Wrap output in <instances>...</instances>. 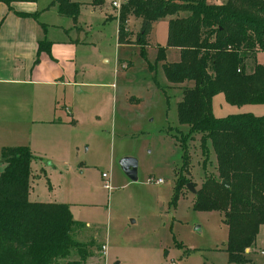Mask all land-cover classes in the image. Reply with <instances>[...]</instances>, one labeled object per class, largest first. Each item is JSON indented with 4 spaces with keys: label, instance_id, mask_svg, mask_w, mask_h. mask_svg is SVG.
Instances as JSON below:
<instances>
[{
    "label": "rangeland",
    "instance_id": "rangeland-1",
    "mask_svg": "<svg viewBox=\"0 0 264 264\" xmlns=\"http://www.w3.org/2000/svg\"><path fill=\"white\" fill-rule=\"evenodd\" d=\"M50 1L36 0L44 6ZM74 2L78 5L75 19L57 14L55 6L44 13L47 29L39 24L43 42L76 38L85 42L75 50L79 70L74 81L79 91L72 82L57 84V78L56 84L40 87L49 95L51 107H56L55 113L75 119L63 144L64 169L58 172L55 167L47 173L48 183L41 179L32 185L37 197L62 198L71 204L70 215L78 225L71 229L68 255L60 260L80 257V264H229L223 250L227 227L220 213L193 210V194L184 185L173 199L179 176H185L197 189L206 175H215V158L207 141V151L201 148L200 133L182 141L176 131L184 133L186 129L176 116L180 90L177 85L169 86L163 74L165 62L177 61L176 51L161 45L164 58L156 59L161 46L155 41H163V23H157L143 43L135 44L131 31L138 25L129 18L125 38L130 42L120 45L116 20L105 19L116 11L111 0ZM44 52L56 62L48 50ZM257 55L263 62L264 47ZM62 65L56 62V66ZM211 108L216 117L264 113V103L231 105L221 93L212 97ZM12 126L0 118V150L6 146L4 137L14 131ZM14 133L27 142V128ZM183 153L188 156L185 167ZM124 156L136 160L135 180L127 178L118 164ZM156 178L162 182L150 181ZM105 183L107 187H103ZM101 244L106 248L103 255L98 252ZM261 250L264 252V223L258 226L247 257L264 264Z\"/></svg>",
    "mask_w": 264,
    "mask_h": 264
},
{
    "label": "trees",
    "instance_id": "trees-1",
    "mask_svg": "<svg viewBox=\"0 0 264 264\" xmlns=\"http://www.w3.org/2000/svg\"><path fill=\"white\" fill-rule=\"evenodd\" d=\"M22 1L35 0H0L8 9L11 2ZM49 5L60 15H77L72 0ZM129 15L139 22L135 44L146 40L155 20L168 18L164 44L178 48V60L165 62L163 74L169 86L179 87L177 122L186 126L184 133L176 131L182 141L200 133L201 148L207 151V141L214 154L215 175H206L192 193L191 208L220 213L229 264H259L244 250L264 223V113L216 117L211 99L221 93L231 105L264 103V62L256 60L264 47V0H126L117 11L118 43L126 41ZM48 47V41L38 40L37 52ZM163 54L158 47L156 59ZM32 158L26 145L0 150V264H80V257L60 260L68 255L71 229L78 225L68 205L27 199ZM187 158L183 153V167ZM188 181L176 179L173 199Z\"/></svg>",
    "mask_w": 264,
    "mask_h": 264
},
{
    "label": "crops",
    "instance_id": "crops-1",
    "mask_svg": "<svg viewBox=\"0 0 264 264\" xmlns=\"http://www.w3.org/2000/svg\"><path fill=\"white\" fill-rule=\"evenodd\" d=\"M91 1L92 4L98 3V0ZM212 1L219 3L221 0ZM49 4L50 2L46 6L38 5L36 0L11 2L9 6L12 10H10L4 3L0 2V118L10 122L14 128L9 136L4 137L6 140L4 145H26L33 155L30 162L27 199L29 201L65 203L70 209L71 204L62 198L37 197L32 194V185L36 184L37 180L45 179V182L48 183V171L54 170L55 167L58 168V172L62 168L64 169L65 163L61 159L65 151L64 145L69 129L75 123L73 117L69 119L55 113L54 109L56 107H51L49 95H45L43 88L40 87L54 85L56 82L65 86L66 83L72 82L74 89L79 91V88L75 87L78 83L74 81V76L79 70L76 69L75 50L78 45H84L83 43H85L78 38L66 41L48 39L47 41L50 43L48 47L49 55L53 56V60H56V62L64 63L62 66H56V62L50 60L47 52H37V42L42 40L39 35V24L47 29L49 23H47L44 13L48 8L55 7V5ZM13 11L26 15L19 16ZM56 13L59 14L57 9ZM41 17H44V19H41L42 21H40ZM109 18H114L117 23V12L105 16V19ZM129 18H133L139 27L138 19L129 15L126 21ZM162 19L164 22H161ZM167 19V17H162L155 20L150 31V33H154L157 23H163L161 26L165 32L163 41H155L160 46L165 43ZM53 26L60 28L59 25ZM62 30L65 31V29ZM125 31H128L127 27H125ZM137 31L138 28L131 31V34L135 35ZM125 40L124 43L117 42V44L123 45L130 42L129 39L125 38ZM170 48L175 49L178 58V48ZM257 56L256 53V60ZM257 62L262 63L258 60ZM56 78L60 80L55 82ZM69 78L72 81H67ZM66 113L71 115L69 111H66ZM19 128H27V134L29 135L27 142L24 141L22 135L17 137V134L14 133ZM42 150H45V153ZM46 158H50V160ZM2 166L3 164L0 162V170ZM246 250L245 255L247 257L251 251V246ZM98 252H100V246ZM250 259L252 260V258Z\"/></svg>",
    "mask_w": 264,
    "mask_h": 264
},
{
    "label": "water",
    "instance_id": "water-1",
    "mask_svg": "<svg viewBox=\"0 0 264 264\" xmlns=\"http://www.w3.org/2000/svg\"><path fill=\"white\" fill-rule=\"evenodd\" d=\"M118 164L123 171V173L129 178L130 180H135L136 178V160L129 156H124L119 159ZM221 184L227 186V183L221 180ZM185 188L190 191L191 193L195 192V189L191 182H187L185 184Z\"/></svg>",
    "mask_w": 264,
    "mask_h": 264
},
{
    "label": "built area",
    "instance_id": "built-area-1",
    "mask_svg": "<svg viewBox=\"0 0 264 264\" xmlns=\"http://www.w3.org/2000/svg\"><path fill=\"white\" fill-rule=\"evenodd\" d=\"M126 0H111L110 5L116 10V12L118 11L119 7L121 4H123ZM100 176L102 178H106V174L105 173H101ZM151 182L153 183H160L162 182L161 178H156L155 180L150 179ZM103 187H107L106 183L103 185ZM105 252V245L101 244L100 245V253L103 254Z\"/></svg>",
    "mask_w": 264,
    "mask_h": 264
}]
</instances>
